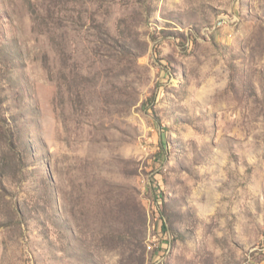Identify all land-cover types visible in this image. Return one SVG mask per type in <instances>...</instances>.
<instances>
[{
	"label": "rangeland",
	"instance_id": "obj_1",
	"mask_svg": "<svg viewBox=\"0 0 264 264\" xmlns=\"http://www.w3.org/2000/svg\"><path fill=\"white\" fill-rule=\"evenodd\" d=\"M0 264H264V0H0Z\"/></svg>",
	"mask_w": 264,
	"mask_h": 264
},
{
	"label": "built area",
	"instance_id": "obj_2",
	"mask_svg": "<svg viewBox=\"0 0 264 264\" xmlns=\"http://www.w3.org/2000/svg\"><path fill=\"white\" fill-rule=\"evenodd\" d=\"M149 249H151V245L149 244L148 246H147Z\"/></svg>",
	"mask_w": 264,
	"mask_h": 264
}]
</instances>
